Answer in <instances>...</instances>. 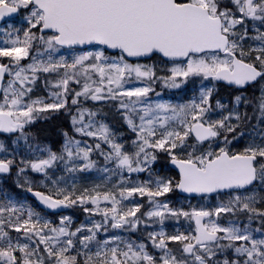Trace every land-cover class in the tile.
Instances as JSON below:
<instances>
[{"label":"snow or ice","instance_id":"snow-or-ice-1","mask_svg":"<svg viewBox=\"0 0 264 264\" xmlns=\"http://www.w3.org/2000/svg\"><path fill=\"white\" fill-rule=\"evenodd\" d=\"M233 4L236 11L222 6V0H0V20L6 16L17 13L20 9H27L28 16L26 20L29 28L24 32V43L26 47H16L19 38L12 40L13 47H0V57L11 58L12 61L19 64V61L28 56L27 45L33 39H40L52 48L54 45H84L100 44L106 45L111 49H119L122 53L119 62L106 64L102 61L107 60L104 52H88L77 57L71 65L63 63L49 64L42 68L44 72L55 71L59 67L75 69L81 66L84 72L91 69L100 74L101 85L104 79H107L109 87L107 95L104 94L102 87L90 89L85 84L82 92L75 93L76 97L88 96L91 93V99H115L118 96L140 97L146 96L150 91L149 87L136 88L134 90L120 93L115 89L122 87L124 74L135 73L137 79H151L155 72L148 67L146 70L143 65H132L124 61L123 54L128 57L150 56L154 53H160L164 57L182 58L187 57L186 67H174L171 69V86L179 87L175 82L177 76L188 77L190 74H203L205 77H213L217 80L227 81L231 85L244 88L258 81H264V46L259 49H250L245 52L243 48L231 39L236 36L243 40L247 35L245 29L243 34L235 31L236 26H243L246 19L259 20L264 23V0H228ZM32 29H38L43 33L44 30H53L54 34L45 38L44 35L36 36ZM31 33V35H30ZM255 39L264 42V33H260ZM217 51H223L225 58L221 59L216 55ZM251 52L260 54L255 56L253 62H245V57ZM204 55L199 58H193L196 54ZM239 56V58H238ZM85 62H89L85 67ZM33 72L38 70L36 64L29 65ZM9 67L0 64V77ZM25 71L20 68L15 73L16 80L21 85L25 83L27 77L21 74ZM67 76V73L65 74ZM79 81H77L78 83ZM60 86L64 93H67L68 78L61 80ZM115 85V89L111 87ZM25 91H31L30 88ZM213 89L201 93V103L193 104L191 107L198 109V113L192 116L191 121L180 119L184 125L183 131L165 130L156 137V129L152 127L153 120H148L145 124L144 116L140 117L139 127L134 123L131 117H127L128 125L133 131H139L138 150L134 153H128L123 150V145L116 142L114 133L107 125H101L96 131L87 130L91 125H84L76 131L87 136H97L110 144L111 151L105 155L106 160H115L117 168L127 169L128 172H142L146 169L141 167L144 164H151L156 161L155 149L171 154L173 150L183 148L190 132L195 133L198 142H203L221 134V130L229 133H235L237 125L226 123L233 118V113L216 121L200 122L205 113L209 111V100ZM25 92L14 93L11 98V106L19 110L13 112L11 108L5 110L8 105L6 94L5 104L0 105V131L13 133L20 131L24 133V125L32 122L34 113L46 112L47 110H59L67 105L66 96L61 93H53L56 98L55 103H46L43 107L36 108L34 105L43 103L42 101H32L31 104H23L20 99ZM235 104H247L250 101L243 95L234 97ZM77 99L72 103L76 104ZM133 105L136 101L132 102ZM261 117H264V85L261 86L260 95L256 100ZM219 107H223L217 102ZM158 109L167 111L168 105L159 104ZM181 106L179 111L175 107L171 108L173 118L185 113V108ZM120 108L127 111H135L129 104L121 102ZM145 114L149 109H145ZM83 113H80V120L83 121ZM246 115V114H245ZM23 117V121H21ZM237 121L241 120L239 113L234 117ZM169 117L160 120L163 127ZM73 124L77 123V118H72ZM26 138V136H25ZM236 138L235 136L233 137ZM79 141L68 140L64 146V154L58 155L56 152L48 150L47 158L35 161L21 160L24 167L19 168L23 173L26 168L35 172H41L45 175L48 170L53 168L58 161L70 162L76 159L84 161L82 168H70L69 171L86 170L94 166L90 159L92 147H79ZM136 143V142H134ZM225 143H230L225 136ZM99 149L100 145H95ZM4 149V144L0 142V150ZM146 149H152V152ZM259 158V160L257 159ZM172 162L177 164L180 169V180L175 183L171 179L157 178L153 188L150 182L141 183L138 186L120 188L118 195L121 199L132 197L134 195H147L150 200L160 197L173 190V185L189 193H212L222 189H241L254 184H264V145L246 147L242 152H230L226 147H221L219 151H208L195 155L189 153L185 158H177L171 155ZM15 164L14 159H0V173H9ZM32 192L33 189H27ZM95 191V190H93ZM34 195L50 209L61 207H71L76 204H85L91 202L97 205L95 209L85 208L86 212L102 211L105 221L111 216L113 228H122L128 225L135 229L140 224V219L136 213L140 211V206L119 210L116 205L120 203L116 199V193L96 192L95 195H89L88 190L76 195L75 192H69L66 189L59 188L52 194H45L41 191H35ZM111 200L112 207L101 210L98 205L100 199ZM255 196L241 198L235 196L227 204L216 208L215 211H193L185 212L182 210L170 209L168 204L155 202L153 210L148 211V218H158L162 224L166 214L173 217L184 216L189 219L194 218L196 229L195 235H185L178 233L167 235L163 231L159 233H150L149 238L155 247L164 250V256L160 258L159 264H189L181 256L173 254L172 249L168 248L167 241H176L182 244V253L190 254L197 264H264V239H256L247 227L242 228L238 223H230L228 226H221L214 217H219L222 213H234L244 211L250 213L248 219L259 216L264 219V210H258L255 204ZM264 199V197H262ZM10 203V202H9ZM8 213V219L4 214ZM38 214L28 210L26 218L23 207L17 208L15 205L0 206V264H45L46 259L54 264H78L77 255H68L70 249L74 248V242L71 237L81 232L77 228L75 232H70L64 226L59 228L51 227L49 222L41 225ZM207 219V222L205 221ZM70 222L69 217H64L61 224ZM102 224L96 223L90 229V235H85L80 243L87 248L89 242L96 237V232L101 230ZM6 228H12L16 232H23L24 237L29 241L33 237L38 238L35 246L29 243H20L19 240L13 242ZM47 229L52 235L44 234ZM69 237L61 241V237ZM113 241H104V247L96 251L94 257L85 253L83 264H158L157 259L150 255L145 249L144 244L134 247L133 244H127L126 250H120L119 247H106ZM158 240V243H157ZM194 241L195 243H193ZM41 244L44 246V254L39 251ZM235 253L236 258H231V252ZM19 254V255H18ZM219 254H223V259H217Z\"/></svg>","mask_w":264,"mask_h":264},{"label":"rangeland","instance_id":"rangeland-1","mask_svg":"<svg viewBox=\"0 0 264 264\" xmlns=\"http://www.w3.org/2000/svg\"><path fill=\"white\" fill-rule=\"evenodd\" d=\"M28 16V10L23 9L21 15L14 19H10L0 26V47H13L11 44L12 40L19 38L21 43L15 45L16 47L24 48L26 45L22 43L25 39L24 32L29 28V24L26 20ZM245 29L247 30V35L243 40L236 39V42L243 48L245 52H249L250 49H259L264 46V42L255 39L260 33H264V23L259 20H251L246 19L244 21L243 26H236L235 31L239 34H243ZM251 30V31H249ZM32 33H35L37 37L40 35H44L45 38L53 35L54 33H45L40 34L38 29H32ZM31 35V33H30ZM28 47V56L22 58L19 61V64L15 63L8 57H0V64L3 62H7L10 65V71H7V79L4 88V94L1 98L0 105L5 104V98L7 94L8 105L5 106V110H11L13 112L18 111L19 109L11 106V98L14 93L25 92L24 96L20 99L23 104H31L32 101H42L43 103L36 104L34 107L40 108L43 107L46 103H55L56 98L53 96V93H61V96H71L77 99V103L73 104V115L77 118V123L72 124V129H77L84 125H91L87 130L96 131L100 128V126L107 125L111 132L114 133V139L116 142L123 145V150L128 153H134L138 150V136L139 131H133V129L127 123V117H131L134 123L139 127L141 124L140 117L144 116L145 124L148 120H153V125L156 129V137L153 139H157L160 137V134L165 130H177L183 131L184 125L180 123V119H186L187 121L192 120V116L198 113V109H194L191 107L193 104L199 105L201 103V93L207 91L209 88L213 89L212 96L209 100L210 108L207 113L204 114L202 120L203 121H216L223 119L228 116L229 110L233 109V114L235 116L236 113H242L243 110L248 111L250 116L247 118L248 124L257 121L254 117L258 118V122L255 127H252L249 133L242 134L236 139H228L230 143H225V137L221 134L218 137L212 138L211 141L204 147V149L197 150L196 155L201 153H206L208 151H219L221 147H226L230 152L238 149L242 152L246 147L256 146V145H264V117H261L259 109L257 107V103H251V105L241 103L240 105H236L235 101L232 104L231 108L228 105V102L223 99L212 100L214 93L217 89L216 81L213 77H205L203 74H190L188 77L177 76L175 78V82L179 85V87H172L171 80L172 72L171 69L174 67L184 68L187 65L188 59L182 62H167L159 57H153L148 60L143 61H132L127 59L123 55V59L125 62L136 65L140 64L146 66L144 70L148 67L152 68L155 72V75L151 78H141L137 79L135 73H125L122 80V87L119 89H115V85H112L116 91L123 93L125 91L134 90L136 88H144L149 87L150 91L146 96H142L137 100L136 97H126V96H118L115 99H103V100H93L91 99V93L86 96L76 97L75 93L82 92L85 84L89 85L90 89H95L96 87H102L104 89V94L107 95V88L109 87L107 79H104L103 84L101 85L100 74L98 72H94L89 69L87 72H84L81 66H77L75 69L59 67L55 71L44 72L42 70L43 67L48 66L49 64H57L63 63L65 65H71L73 61L79 57L80 55L86 54L88 52L96 53L98 51H103L104 56L107 57V60L102 61L106 64H111L115 62H119L121 53L112 54L107 52L101 46H93L88 49H65L58 45H54L52 48H49L44 41L40 39H33L27 45ZM260 53L251 52L250 55L246 56L248 59H255V56ZM204 55V54H203ZM219 58H225L224 54H218ZM201 56V55H200ZM193 58H199V56H194ZM5 60V61H3ZM89 62H85V67H87ZM36 64L38 66V70L33 72L29 69V65ZM20 68H24L25 71L21 74L24 77H27V80L23 85L16 80L15 73L19 71ZM67 73V76L65 75ZM49 75V78H43V76ZM42 78V89H44L43 96L32 97L30 94L33 92L31 85H34L38 82V80ZM68 78V85L74 80L77 82V86H75L76 91L71 92L68 88L67 93H64L63 87L60 86V81ZM47 82V86L45 85ZM45 85V87L43 86ZM264 85V81L260 83V85L255 88L251 93H242L239 95H243L248 99L250 95H257V89H260L261 86ZM30 88L31 91H25ZM82 99V101H81ZM86 100H90L95 104L96 107H101L105 105H111L112 110L115 114H118L121 120V127L116 128L113 121L102 115L99 109L90 110L88 108L82 107ZM133 101L136 103L133 105ZM121 102L129 104L130 108L134 107L135 111H127L125 109L120 108ZM219 102L223 107H219L217 105ZM159 104L168 105L169 109L167 111L158 109L156 106ZM181 106H189L185 108V113L180 114L179 116L173 118V113L171 112V108L175 107L177 111ZM243 109H242V108ZM145 109H149L147 114H145ZM48 111V110H47ZM42 113V112H41ZM80 113H83V121L80 120ZM37 114L34 113L33 116ZM40 114V113H39ZM253 115V117H252ZM164 117H169L166 124L161 127L160 120ZM21 121H23V117H21ZM26 124L24 125V127ZM222 131V130H221ZM78 132V131H77ZM20 131H16L13 138L8 139L0 138V142L4 144V149L0 150V158L10 159L15 155L20 156L19 161L17 163L16 169V180L21 187L25 189V191L29 187H41L45 189L49 194L54 193L59 188L66 189L69 192H75L76 195H79L84 192V190H88L89 195H95L96 192L104 193H116V199L120 201L116 207L119 210H127L129 208H134L136 206H140V211L136 213V217L140 219V224L132 229L128 225H125L122 228H113L115 232L111 233L108 237H102L97 244H93L89 242L87 248H85L80 240L85 235H90L91 233L86 231L85 229H90L96 223H100L103 225L102 228L107 226V224H113V220L111 216L105 221V217L102 214V211H93L86 212L85 208L95 209L97 205H93L91 202H86L85 204H76L74 206L69 207L71 211H66L63 213L55 212L51 213V216L44 214L40 211L38 207L31 205V201L29 199L24 200H15L13 198H1L0 197V206H11L15 205L17 208L23 207L25 218L26 213L30 209L34 213L38 214L37 218L40 219L41 225L44 222H49L51 227H61L64 226L70 232H75L77 228H81L82 231L76 233V236L71 237L74 242V248L70 249L69 252H73L74 255H79L80 262L79 264H83L85 260V253L88 255L94 254L96 251L100 250L104 247V241H113V238L118 237V240H115L112 243H109L106 247H119L120 250H126L127 244H133L134 247H138L140 244H144L146 246V251L157 259L159 264L160 258L164 256V250L157 248L154 246L152 240L149 238L150 233H159L163 231L167 235H175L178 233H183L185 235H195V219H189L184 216L173 217L171 215L166 214L163 223L161 224L158 218L152 217L148 218L146 214L148 211H151L155 207V202L166 203L168 204L170 209L173 210H182L185 212H193V211H215L216 208L220 207L223 204H227L229 200H232L235 196H241V198H245L248 196H255V204L254 206L258 210H264V184L257 183L255 186L236 192H229L225 195H217L215 197H205V198H188L181 196L179 193L174 195V185L173 190L169 193H166L163 196L156 197L154 200H150L147 195L139 196L134 195L132 197H125L121 199L118 195L120 188L124 187H134L138 186L141 183L150 182L154 188L155 180L157 178L171 179L174 182V176L171 172L166 170V163L158 165L159 154L161 149H155V155L157 156L156 161L149 164L141 165L146 170L142 172H128L127 169H119L117 168L116 161L106 160L105 155L111 151L110 144L105 142L103 139L99 137V134L96 137L98 140L97 144L100 145L99 149L95 148V146L87 139L80 137H73V141H79V147L84 148L87 146L92 147V152L90 154V159L94 162V166L86 169V170H77V171H69L70 168H82L84 161L80 159H76L74 161L65 162L58 161L56 165L48 170V174L45 175L41 172H35L30 168H26L23 173L19 172V168L24 167L23 164L20 163L21 160L27 161H35L38 159L47 158L48 150L50 148H45L40 150V152L36 153H23V151H13L12 149H7L6 144L10 143L14 145L19 140ZM81 133V132H78ZM82 134V133H81ZM84 136L86 134H83ZM87 136V135H86ZM191 136V132L189 133ZM187 137L183 148L175 149L171 154L167 153L168 157L171 158V155H175L178 158H185L190 151V146L188 143ZM68 140L64 141V146ZM136 142V143H134ZM99 150L97 153L95 150ZM149 152H152V149H146ZM52 151V150H51ZM61 155V153H58ZM100 155L104 157V159L100 158ZM264 162V161H261ZM95 190V191H93ZM25 193V192H24ZM171 198V199H170ZM10 202V203H9ZM98 207L103 210L105 208L112 207L111 200L105 201L102 198L99 201ZM251 215L250 213L244 211H236L234 213H222L219 217H214L215 221L221 226H228L230 223H238L240 227H247L251 234L256 239H264V219L259 216H254L251 221H249L248 217ZM9 214L5 213L4 218L8 219ZM64 217H69L70 222L62 225L61 220ZM206 218V222H207ZM101 230L96 232V237H100ZM127 230L130 232H138L136 241H131L128 238H125L124 231ZM5 231L9 232V235L12 237L13 242L19 240L20 243H29L30 246L34 247L36 240L38 238L33 237L31 241H29L26 237H24L23 232H16L12 228H6ZM44 234L52 235L47 229L44 230ZM69 237H61V241L68 239ZM193 242V241H192ZM158 243V240H157ZM167 245L169 249H172L173 254L177 255L178 258L183 256L189 264H197L194 261V258L187 253H182V244L176 241H167ZM40 253L44 254V246L41 244ZM68 252V253H69ZM231 258H236L235 253L232 250ZM67 253V254H68ZM19 255V254H18ZM95 258V257H94ZM224 255L219 254L217 259H223ZM45 264H54V262L46 259Z\"/></svg>","mask_w":264,"mask_h":264},{"label":"trees","instance_id":"trees-1","mask_svg":"<svg viewBox=\"0 0 264 264\" xmlns=\"http://www.w3.org/2000/svg\"><path fill=\"white\" fill-rule=\"evenodd\" d=\"M222 6H226L231 8L234 11L236 8L233 4H230L228 0H222ZM5 61V60H4ZM49 78V75L43 76V78ZM44 78V79H45ZM47 86V82H45ZM43 84V86L45 87ZM77 86V82L74 80L68 86L71 92H75ZM33 92L30 94L32 97L43 96L44 89H42V78L38 80V82L34 85H31ZM238 91L234 88L227 87L225 85H217V89L212 97V100L217 99H227L232 105L234 103V97L238 95ZM74 98L71 96L67 97V105L65 108H61L59 110H48L46 112H42L40 114H35L32 122L26 124L24 127V133L19 134V140L14 145L7 143V149H12L13 151H23V153L27 152H40V150L45 148H50L52 151L64 154V142L65 140H72L73 137L77 136L80 138H85L89 140L94 146L97 145V138L93 136H83L81 133H78L75 129H72L73 120L71 115H73V103L72 100ZM82 101V99H81ZM88 108L90 110L99 109L102 115L110 118L116 128L121 127V120L118 114H115L112 110L111 105H105L101 107H96L92 101L86 100L85 104L82 106ZM246 114V115H245ZM241 120L237 121L234 117L226 122L231 123L232 125H239L236 129L235 133H229L224 130L221 131V135L223 137H227L228 139H234L235 136L238 138L242 134L249 133V129L253 126L252 124H248L247 118L250 116L248 111L243 110L240 114ZM253 116V115H252ZM15 134L5 135L0 133V138H8L11 139L14 137ZM26 136V138H25ZM235 138V139H236ZM94 141V142H93ZM188 143L190 146L191 153L196 155L197 150L204 149L206 144H200L196 141L193 136H189ZM96 148V147H95ZM99 153V150H95ZM235 149L233 152H236ZM100 154V153H99ZM158 165L166 163V170L171 172L174 176V185L175 183L179 182V175L178 173L170 167V158L168 157L167 153L164 151H160L159 154ZM101 159H104L103 156L100 155ZM10 159H14L15 164L12 167V170L9 174L0 176V196L3 198H11L14 197L16 199H21L25 197L24 189L20 187L15 179L17 163L19 161V156L15 155ZM178 194L177 188L174 186V195ZM28 198V196H26ZM31 204L36 206V203L31 200ZM44 214L49 215L48 213L42 211Z\"/></svg>","mask_w":264,"mask_h":264},{"label":"water","instance_id":"water-1","mask_svg":"<svg viewBox=\"0 0 264 264\" xmlns=\"http://www.w3.org/2000/svg\"><path fill=\"white\" fill-rule=\"evenodd\" d=\"M20 13V10L17 12V13H13V14H10V15H8V16H6L3 20H0V24L1 23H3L5 20H7L8 18H12V17H15V16H17L18 14ZM47 32H54L53 30H44L43 31V33H47ZM92 45H100V44H84V45H71V46H68V45H62L63 47H65V48H73V47H78V48H87V47H89V46H92ZM61 46V45H60ZM102 46H104L105 47V49L106 50H108V51H110V52H114V53H116V52H119L120 50L119 49H111V48H108L106 45H102ZM221 52H223V51H221ZM155 54V53H154ZM154 54H152V55H150V56H142V57H128L126 54H124L127 58H129L130 60H138V59H144V58H150V57H152ZM160 54V53H159ZM160 55H162V54H160ZM163 56V55H162ZM164 57V56H163ZM165 59H167V60H185V59H187V57H182V58H169V57H164ZM8 66V65H7ZM5 74H6V72L3 74V76L2 77H0V97H1V94H2V91H3V84H4V81H5ZM218 81H220V82H225V83H227V84H229L227 81H224V80H218ZM229 85H231V84H229ZM231 86H233V85H231ZM247 87V86H246ZM240 88V87H239ZM245 88V87H244ZM3 133H5V132H3ZM193 134L195 135V133H194V131H193ZM205 141H207V140H205ZM170 166L173 168V169H175L177 172H178V174L180 175V169H179V166L177 165V164H174L173 162H172V159H171V161H170ZM1 174H6V173H1ZM248 187H250V186H248ZM247 187V188H248ZM241 189H246V188H241ZM230 190H240V189H222V190H218V191H216V192H212V193H195V192H193V193H189V192H185V191H183V190H181V189H178V191H179V193L180 194H182V195H185V196H188V197H195V196H205V195H207V194H209V195H214V194H217V193H219V192H228V191H230ZM35 191H41V190H33L32 192H29L30 193V195L32 196V197H34L37 201H38V203L40 204V206L42 207V208H44V209H46V210H49V211H57V212H60V211H63V210H65L67 207H61V208H57V209H50V208H48L46 205H44L42 202H40V200L34 195V192ZM41 192H43V191H41Z\"/></svg>","mask_w":264,"mask_h":264},{"label":"flooded vegetation","instance_id":"flooded-vegetation-1","mask_svg":"<svg viewBox=\"0 0 264 264\" xmlns=\"http://www.w3.org/2000/svg\"><path fill=\"white\" fill-rule=\"evenodd\" d=\"M257 123V121H254L253 123H251L252 125H254V124H256Z\"/></svg>","mask_w":264,"mask_h":264},{"label":"bare ground","instance_id":"bare-ground-1","mask_svg":"<svg viewBox=\"0 0 264 264\" xmlns=\"http://www.w3.org/2000/svg\"><path fill=\"white\" fill-rule=\"evenodd\" d=\"M82 135H83V133H82ZM84 136V135H83ZM85 137H87L86 135H85ZM94 142V141H93ZM172 193V192H171ZM174 193V192H173ZM171 199V198H170Z\"/></svg>","mask_w":264,"mask_h":264}]
</instances>
